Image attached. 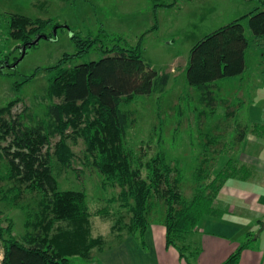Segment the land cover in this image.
Returning a JSON list of instances; mask_svg holds the SVG:
<instances>
[{
  "label": "trees",
  "instance_id": "16d2710c",
  "mask_svg": "<svg viewBox=\"0 0 264 264\" xmlns=\"http://www.w3.org/2000/svg\"><path fill=\"white\" fill-rule=\"evenodd\" d=\"M244 19H247L253 40L264 41V10L259 8L206 35L190 50L186 67L188 86L207 93L211 99L210 89L216 82L239 77L245 72V56L251 42L245 35ZM7 23L9 37L19 44L17 48L27 46L38 36L51 39L49 32L59 28L50 19H30L16 14L9 15ZM71 39L78 51L63 55L57 65L46 69L57 73L50 82L47 95L59 100L57 104L47 105L46 120L30 119L32 124H26L23 122L25 113L4 118L17 103L14 100L0 110V143L5 142V146H0V158L5 159L6 167L5 172L0 173V183H13L6 190L0 189V204H13L23 194L37 197L36 210H28L25 214L22 235H13L9 219L6 228L1 227L0 221V264H74L76 259L88 264L93 250L111 248L126 236L144 249L151 202L155 197L162 200L165 207V245L183 255L188 234L204 216L214 215L213 208H217L215 201L221 187L228 180L246 179L248 169L232 157L215 175L200 170L195 173L192 197L184 198L178 189L179 174L164 154L142 160L124 146L132 118L131 113L120 108L121 105L150 95L156 79L163 91L169 75H159L143 60L140 44L133 48L118 45L111 49L101 48V59L64 69V65L88 53L98 42L76 35ZM7 59V56L3 60L0 58V75L4 65L8 64ZM17 60L14 58L13 63ZM10 66L8 64V68ZM38 72L39 69L21 84L27 83ZM242 130L236 140L238 143L244 141L248 130L264 139V125L251 124ZM55 136L59 137L53 152L58 169L71 168L73 153L67 140L72 139L74 143L82 139L86 165L101 176L104 187L120 189L117 196L108 200L109 206L119 203V212L109 207L91 212L84 192L58 189L52 154L48 149L50 139ZM45 147L47 149L43 151ZM98 217L111 223L113 244L93 234L92 221ZM252 237L247 238L223 264H237L240 253L252 242Z\"/></svg>",
  "mask_w": 264,
  "mask_h": 264
},
{
  "label": "rangeland",
  "instance_id": "374dc122",
  "mask_svg": "<svg viewBox=\"0 0 264 264\" xmlns=\"http://www.w3.org/2000/svg\"><path fill=\"white\" fill-rule=\"evenodd\" d=\"M241 1L0 0V58L3 60L7 56L8 64L14 66H5L0 75V110L14 100L17 103L4 118L25 113L23 122L26 124H32L30 119L46 120L47 105L59 102L58 99H51L47 95L50 82L57 73L55 70L46 69L57 65L63 55H73L78 51L71 39L72 35L80 39H97L98 42L88 53L64 65V69L101 59V48L111 49L117 45L133 48L140 44L143 60L159 75L168 74L169 82L161 91V83L156 79L150 95L139 96L129 104L121 105L120 108L131 113L132 118L126 131L124 146L142 160L164 154L171 167L179 174V192L189 199L193 195L194 177L198 171H211V174L215 175L224 167L227 159L232 157L239 165H244L247 169L252 167L246 166L253 157L245 156V140L248 135L253 134L248 130L242 143L236 141L244 130L241 127V112L237 109L240 106L241 92L238 87H247L248 95L255 85L260 87V91L263 89L264 68L259 65H264V57H259L263 42L253 40L247 19L242 20V24L246 37L253 41L246 51V71L239 77L218 81L210 89L211 99L207 93L188 86L186 82V67L194 45L206 35L232 22V18H235L233 16L239 14L238 5L240 7L253 3L259 10H264V0H247L246 4ZM169 4L174 5L166 7ZM254 10L251 8L250 13ZM14 14L30 19H50L58 24L59 28L49 32L51 39H41L22 53L20 48H17L19 44L13 41L8 33L7 17ZM14 58L18 59L15 63ZM37 69L39 72L34 78L21 84ZM238 82H241L240 86ZM16 84L20 86L15 87ZM261 93L263 95L255 98H248L247 95L245 98L256 102L257 99H264V90ZM66 134L68 135V131ZM58 141L59 137L55 136L50 139L48 146L57 175L58 189L84 192L91 212L106 207L119 212V203L109 206L108 200L117 196L120 189L116 186L104 187L101 184V176L90 165H86L82 139H77L74 143L72 139L67 140L73 153L71 168L67 170L58 169L53 155ZM0 146H5V142H1ZM46 149L45 147L43 151ZM5 168V159L2 157L0 173H4ZM145 173L143 170V177ZM176 176L174 173V177ZM12 185L11 182H3L0 183V189L6 190ZM36 200L35 196L23 194L13 204H0L1 227L6 228L9 219L13 225V235H22L25 231V214L28 210H36ZM217 200L218 196L215 203ZM151 207L147 228L150 231L153 227L163 224L165 210L162 200L157 197L152 200ZM213 211L214 215L204 216L201 221L214 218L229 219V212L221 207L213 208ZM92 224L94 235H100L108 244H113L111 223L98 217L93 219ZM98 251L100 250L91 252V261L88 264H95ZM74 264L85 263L76 259Z\"/></svg>",
  "mask_w": 264,
  "mask_h": 264
},
{
  "label": "crops",
  "instance_id": "0c3cea01",
  "mask_svg": "<svg viewBox=\"0 0 264 264\" xmlns=\"http://www.w3.org/2000/svg\"><path fill=\"white\" fill-rule=\"evenodd\" d=\"M242 1L245 2L244 4L248 2ZM252 4L248 3L240 7L238 5L239 14H235L232 21L248 15L251 8H258ZM259 42H263L259 52V57L263 59L264 41ZM259 67L263 69L264 65ZM240 83L238 82L239 86ZM238 88L241 91L240 106L237 108L241 112L243 121L241 127L247 128L251 124L264 125V99H257L254 102L245 98V95L248 98L263 95L261 91L264 87L260 91V87L255 85L250 95L246 91L247 87ZM245 146V156L253 157L246 166H252H249L252 170L248 168L249 173L246 179H232L225 182L220 189L218 202L215 203L218 208L221 207L229 212V219L202 220L197 228L188 234L183 255H180L175 248L165 245V228L162 224L153 227L151 231L147 229L144 249L134 239L124 238L120 244L98 251L95 264H223L251 236H253L252 242H249V245L242 250L237 264H264V228L259 236L253 239L254 234L264 223V139L248 135Z\"/></svg>",
  "mask_w": 264,
  "mask_h": 264
},
{
  "label": "water",
  "instance_id": "95a60500",
  "mask_svg": "<svg viewBox=\"0 0 264 264\" xmlns=\"http://www.w3.org/2000/svg\"><path fill=\"white\" fill-rule=\"evenodd\" d=\"M41 39H46V37L45 36H38V37H36L31 43H29L27 46H22L21 48H20V50H21V52L23 53L24 51H25V49H26V47H31V46H34V45H36L37 43H38V41L39 40H41ZM4 66H7L8 67V64L6 63ZM10 68H14V66H10ZM264 228V223H262L261 224V226H260V229L257 231V233L255 234V236H254V240L259 236V234H260V232H261V230Z\"/></svg>",
  "mask_w": 264,
  "mask_h": 264
}]
</instances>
